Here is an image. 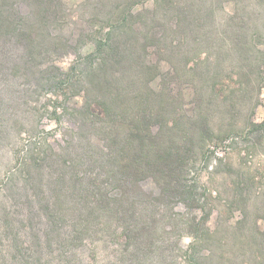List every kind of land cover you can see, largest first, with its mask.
Here are the masks:
<instances>
[{"label":"rangeland","instance_id":"obj_1","mask_svg":"<svg viewBox=\"0 0 264 264\" xmlns=\"http://www.w3.org/2000/svg\"><path fill=\"white\" fill-rule=\"evenodd\" d=\"M61 2L62 16L50 31L40 33L42 46L27 62L8 41L11 31L0 33V53L7 54L0 57V118L10 133L6 152L0 154V198L7 182L21 183L29 174L27 157L47 152L52 144L58 150L70 140L74 126L68 112L87 108L89 100L93 119L88 122H95L101 134L110 131L117 148L131 129L135 136L126 141L130 148L140 149L144 141L149 145L143 139L149 126L158 147L192 148L189 178L217 208L208 218L201 208L191 215L220 231L212 238L218 260L247 264L252 257L248 247L239 251L238 239L235 255L224 236L232 232L227 223L243 218L241 211L229 214L234 183L244 179L254 184L252 194L264 183V0ZM34 4L21 5L24 24L46 25L33 14ZM16 6L12 0L0 1L1 22L19 20ZM131 24L139 36L132 34ZM113 38L119 43L118 55L106 69L100 95L95 99L94 91L91 100L78 90L93 59H99L97 50H108ZM140 38L154 40L143 49ZM56 47L61 50L53 51ZM10 51L19 61L8 57ZM153 68L173 79L170 96H152L153 87L165 86L150 78ZM53 76L56 87L41 84ZM37 169H31L34 178ZM175 211L185 213V208L180 204ZM246 227H240L238 238L251 229ZM197 238H204L202 229L184 236L182 243L188 247Z\"/></svg>","mask_w":264,"mask_h":264},{"label":"trees","instance_id":"obj_2","mask_svg":"<svg viewBox=\"0 0 264 264\" xmlns=\"http://www.w3.org/2000/svg\"><path fill=\"white\" fill-rule=\"evenodd\" d=\"M30 1L35 3L33 14L46 25L24 24L20 7ZM61 1L12 0L20 18L14 22L0 20V33L11 31L8 41L21 50L24 62L41 48L40 33L50 31L51 23L62 16ZM133 24L130 30L139 36L141 32ZM153 40L140 38L139 43L147 49ZM118 45L113 38L108 50H97L99 59H93L85 84L78 90L80 94L84 91L92 100L97 91V99L106 81V69L118 55ZM3 55L7 54L0 53V57ZM14 56L10 51L8 57L19 61V56ZM149 73L158 84L165 82L164 87L152 88V96H170L173 79L163 78L158 68ZM41 84L52 89L57 81L53 76L47 84ZM90 105L87 100V108L68 112L74 126L70 140L58 150L52 144L47 152L38 150L35 158L27 157L29 174L23 175L24 181L11 179L6 183L0 198V264H225L218 260L219 250L212 240L220 231L205 226L206 219L201 222L192 216L193 210L201 208L208 218L217 208L206 199L202 187L189 178L192 148L158 147L156 138L150 137V126L143 138L150 141L149 145L144 141L143 149L130 148L126 141L135 136L131 129L117 148L110 131L101 134L93 126L95 122H88L93 119L89 117L93 115ZM1 120L3 154L10 133ZM32 167L38 168L35 178L30 175ZM234 184L229 214L241 211L243 218L228 221L232 232L225 234V241L237 255L239 239V251H247L248 247L247 253L252 256L247 264H264V227L259 228V222L264 225V183L257 194L251 192L254 184L244 179ZM150 185H154L152 189ZM180 204L185 213L175 211ZM246 225L251 229L238 238L240 227L249 229ZM200 229L204 238L185 247L184 236Z\"/></svg>","mask_w":264,"mask_h":264}]
</instances>
